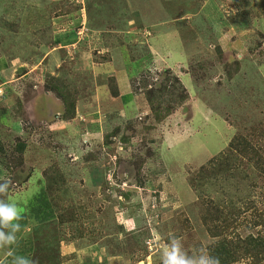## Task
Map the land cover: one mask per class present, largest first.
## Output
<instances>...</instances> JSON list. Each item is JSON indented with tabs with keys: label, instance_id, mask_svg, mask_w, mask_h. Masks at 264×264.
<instances>
[{
	"label": "rangeland",
	"instance_id": "obj_1",
	"mask_svg": "<svg viewBox=\"0 0 264 264\" xmlns=\"http://www.w3.org/2000/svg\"><path fill=\"white\" fill-rule=\"evenodd\" d=\"M62 88L84 96L69 122ZM261 125L264 0H0V142L9 157L28 147L21 165L0 154V181L10 175L23 210L0 264H161L173 234L195 254L222 241L202 222L208 198L237 213L227 241H264V177L252 168L208 182L201 199L190 186L236 136L263 144ZM52 163L76 204L58 218Z\"/></svg>",
	"mask_w": 264,
	"mask_h": 264
},
{
	"label": "trees",
	"instance_id": "obj_2",
	"mask_svg": "<svg viewBox=\"0 0 264 264\" xmlns=\"http://www.w3.org/2000/svg\"><path fill=\"white\" fill-rule=\"evenodd\" d=\"M52 45L53 44L49 42V46ZM55 47L56 46H54V48ZM125 60L129 61L131 60V58ZM52 78H53L52 80L54 81L55 78L54 77ZM60 85H62V83ZM48 86H50V84H48ZM109 87L113 97H117L119 94L118 84H116L115 82L114 85L112 86L110 85ZM63 88L56 89L58 90V97L61 98V100L64 103V110H62V112L60 113V117L62 121L69 122L75 117V110L77 107V103L78 101H81L84 98V96L82 97V95L78 91L75 92L66 91ZM163 88L164 90L162 94L167 92V89L165 87ZM157 94H160V92L156 91V95ZM80 97H82V99ZM115 131L113 132V135L117 134L115 133ZM253 135L254 136L263 135L264 137V126L261 125L259 127H256ZM27 149L28 147H25V145L21 141H18L17 145H15V148L12 152V155L9 157L4 149V145L0 142V154L2 156L4 155L6 159L9 158V161L7 160L5 162L6 165L7 163H10L11 166H13L14 163L15 164L18 163L19 165H21L19 156L24 158ZM208 165H209V169L205 168L202 169V171L200 170L196 174V177H192L190 179V186L197 193L198 197L199 195H201V193L204 194V190H206V186L209 184L208 182H213L215 180L228 181L230 179L239 177L242 173H243V178H242L243 180L245 176L244 174L247 173L246 172L247 169L252 168L255 172L253 175L257 174L259 177L263 178L264 177V143L258 145V143H253V141H251L249 136L238 135L230 142L228 148L224 152H222L219 156L213 158L208 163ZM47 169H49L50 175H48V177L45 179V187L49 192L50 203L52 204V208L56 209V211L58 212L57 218L58 216L62 217L63 213H61L59 208L71 207L72 211L76 209V204L74 203L71 194L69 192L70 191L69 178L67 174H65L64 171L57 166V164L53 165L52 163L51 167L50 168L47 167ZM237 169L238 170L243 169V171L239 175L235 176L234 172H236ZM12 170L14 169L8 168V171L12 172ZM7 175L8 176H5L4 178L5 180L2 182H7L8 181L7 177H9L10 179V175L9 174ZM253 178L255 179V177ZM18 179L21 180V178L19 177ZM14 183L16 184L17 182ZM222 188H224V186H222ZM65 193L66 194L69 193L70 195L66 196ZM11 194L12 191H9L5 194H0V199H9V196ZM199 198L201 199V197ZM67 201H69L71 205H69L68 207H63L62 204ZM202 202L204 203V206L206 208V213L202 217L203 224L207 227L208 233L212 235V237L222 238L221 243L216 242L211 246L209 245L207 247L208 250L213 255L218 256L220 258V264H234L241 259H249L251 260V262H253V264L259 263L260 262L259 258H262L264 256L262 255L264 254L263 239L260 237L256 238L252 235H249L245 238H241L238 235L234 237L236 239L234 243L227 241L226 240L228 238L227 236L232 234L229 233V228L233 224L234 220L235 221L237 220V213L234 217V214H229L227 212L228 207L221 205L220 202L216 203L211 198L202 199ZM70 213L71 212H69V214ZM59 225L61 224L59 223ZM73 231H75L74 228ZM141 244H142L141 241H136L134 239L132 243V249L134 250L135 246L140 247Z\"/></svg>",
	"mask_w": 264,
	"mask_h": 264
},
{
	"label": "clouds",
	"instance_id": "obj_3",
	"mask_svg": "<svg viewBox=\"0 0 264 264\" xmlns=\"http://www.w3.org/2000/svg\"><path fill=\"white\" fill-rule=\"evenodd\" d=\"M12 181H0V194L12 191ZM23 210L18 202L0 199V248L12 247L17 242V233L21 229L20 220ZM190 254L182 238L173 234L161 249V264H220V258L213 255L208 248ZM18 264H35L28 257L18 259Z\"/></svg>",
	"mask_w": 264,
	"mask_h": 264
},
{
	"label": "crops",
	"instance_id": "obj_4",
	"mask_svg": "<svg viewBox=\"0 0 264 264\" xmlns=\"http://www.w3.org/2000/svg\"><path fill=\"white\" fill-rule=\"evenodd\" d=\"M72 39H73V41L71 42ZM56 40H57V38H56ZM60 40L62 41V43H65V41H66L67 43H70V45L73 44V42L76 41L75 37H73L71 34H69L68 39H66V38L63 36V34H62V36L60 37ZM73 46H74V44L71 45V47H73ZM65 48H66V47H60V46L57 47V46H56L54 49H56V50L60 49V51H61V50H66ZM67 50H68V49H67ZM124 88H125V89H120V92L122 91V93H124L125 95L130 94V93H129L128 85H126V87H124ZM130 97H131V99L133 100V97H132L131 94H130ZM22 185L25 186V182H23ZM14 186H18V187H19V185H16V184H14ZM13 190H14V188H13Z\"/></svg>",
	"mask_w": 264,
	"mask_h": 264
}]
</instances>
